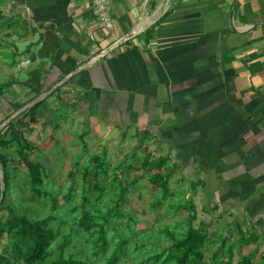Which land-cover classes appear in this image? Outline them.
I'll list each match as a JSON object with an SVG mask.
<instances>
[{
	"label": "crops",
	"instance_id": "obj_1",
	"mask_svg": "<svg viewBox=\"0 0 264 264\" xmlns=\"http://www.w3.org/2000/svg\"><path fill=\"white\" fill-rule=\"evenodd\" d=\"M108 5L112 30L92 0H0L22 95L48 94L38 109L58 134L173 162L197 202L250 230L264 264V0Z\"/></svg>",
	"mask_w": 264,
	"mask_h": 264
},
{
	"label": "rangeland",
	"instance_id": "obj_2",
	"mask_svg": "<svg viewBox=\"0 0 264 264\" xmlns=\"http://www.w3.org/2000/svg\"><path fill=\"white\" fill-rule=\"evenodd\" d=\"M17 52L14 40L6 42L0 36V216L15 214L33 221L54 217L53 227L60 228L63 236L72 237L64 256H74L88 264H106L119 248L117 264H162L154 257L174 245L167 231L179 239L190 230L206 231L208 237L200 247L206 264L228 261L232 243L231 264L255 251L250 230L241 228L238 220H222L214 207L197 202L195 197L201 187L191 185L192 176L180 178L179 168L173 162L144 154L143 149L133 157L120 146L125 138L119 143L114 138L99 142L86 141V134L81 131L71 137L58 134L59 119L48 124L39 111L43 108L45 114L49 110L45 105L49 97L37 110L35 120L28 123V113L23 112L32 107L28 106L34 100L26 99L19 90L23 83L15 68ZM8 83L13 85L4 87ZM60 110L55 109L57 113ZM12 121L20 127L18 140L13 139L9 128ZM30 162L43 164L46 174L40 175L39 188L58 199L56 206L46 194L33 190ZM120 170L124 172L121 178L117 176ZM124 181L129 191L120 212L125 218L114 214ZM164 181L169 194L157 205L162 199ZM83 205L95 222L105 223L109 247L104 255H96V236L80 226ZM106 214L109 217L105 222ZM205 215H213L214 220L204 227ZM63 236L54 244L51 260L59 258ZM10 240L8 235L0 240V252L10 246ZM183 256L184 252L177 253L170 264L178 263ZM255 261L256 258L254 264Z\"/></svg>",
	"mask_w": 264,
	"mask_h": 264
},
{
	"label": "trees",
	"instance_id": "obj_3",
	"mask_svg": "<svg viewBox=\"0 0 264 264\" xmlns=\"http://www.w3.org/2000/svg\"><path fill=\"white\" fill-rule=\"evenodd\" d=\"M12 85L13 83H8L4 85V87H11ZM44 102L45 99L34 104L32 107L23 112L28 113V123H31V120L36 118V112ZM9 128H11L13 139L18 140L19 136L17 134V130H19L20 127L12 121L9 124ZM29 165L32 174L34 175V177L31 178L33 190L40 194H46L51 202H53L54 206H56L58 199L52 194L47 192L44 193V191L39 188V185L42 183V181L41 183L40 181L38 183L40 175L46 174L43 164L39 162H30ZM123 173V170H120L117 176L121 178ZM161 186L163 190L162 199L157 201V205H161L169 194L168 183L166 181L161 182ZM128 191V183L124 181L119 197V205H117L114 210L115 216L125 218V216L120 212V209L121 204L126 202L125 199ZM82 213L80 226L84 228V231L89 232L92 237L96 236V255L101 256L106 254L108 252L109 242L106 238L105 223L95 222V218L91 217V213L85 205L82 207ZM108 217L109 214L104 216L105 222ZM54 220V217H47L42 220L33 221L26 216H19L15 214H10L8 216L1 215L0 240L5 235H8L11 239V244L10 246L4 247L0 252V264H88L86 261L76 259L74 256H64V250L70 247L72 237L70 235L63 236L60 228L57 229L53 227L52 222ZM205 225L206 224L203 223L204 227ZM167 234L174 242V245L171 249L166 250L165 253L156 255L154 259L157 262L170 264L174 261L177 253L184 252L183 258L176 264H206L202 254L200 253V247L208 237L206 231L190 230L182 239L177 238L175 234L170 231H167ZM62 236L63 240L60 244L59 258L51 260L50 258L53 256L52 250L54 249V244ZM233 247L234 244L230 245L228 248V261H222V264L232 263ZM120 251L121 248H119L118 252H113L108 258L106 264H117L120 259ZM255 255L256 251H253L237 264H254Z\"/></svg>",
	"mask_w": 264,
	"mask_h": 264
},
{
	"label": "built area",
	"instance_id": "obj_4",
	"mask_svg": "<svg viewBox=\"0 0 264 264\" xmlns=\"http://www.w3.org/2000/svg\"><path fill=\"white\" fill-rule=\"evenodd\" d=\"M108 1L109 0H92V3L99 15L100 21L105 25L108 30H112L114 25L109 15ZM90 37L92 39L94 38L93 35H90Z\"/></svg>",
	"mask_w": 264,
	"mask_h": 264
},
{
	"label": "water",
	"instance_id": "obj_5",
	"mask_svg": "<svg viewBox=\"0 0 264 264\" xmlns=\"http://www.w3.org/2000/svg\"><path fill=\"white\" fill-rule=\"evenodd\" d=\"M47 95H48V94H47ZM47 95H46V94H45V95H42L39 99L35 100V101H34L31 105H29L28 107H30V106L34 105L35 103H37V102L43 100L44 98L47 97ZM32 120H35V119H32ZM211 218H212V217H211L210 215H205L204 218H203V223H204V224L209 223L210 220H211Z\"/></svg>",
	"mask_w": 264,
	"mask_h": 264
}]
</instances>
